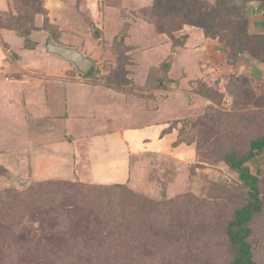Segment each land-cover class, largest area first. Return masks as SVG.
Returning <instances> with one entry per match:
<instances>
[{"label":"rangeland","instance_id":"1","mask_svg":"<svg viewBox=\"0 0 264 264\" xmlns=\"http://www.w3.org/2000/svg\"><path fill=\"white\" fill-rule=\"evenodd\" d=\"M11 2L15 14L0 21V33L8 28L15 34L45 31L57 42L79 47L96 63L85 78L114 91L109 101L102 97L108 109L96 112L105 122L83 129L122 125L132 153L135 138L139 144L126 168L127 178L116 182L108 181L116 174L109 168L104 175L108 180L92 178L94 167L87 161H98L100 153L102 158L111 155V150L95 148L97 138L78 144L89 158L86 163L72 148L46 145L34 151L38 165L22 163L12 143L4 151L0 144V264H231L237 249L227 231L250 196L223 159L233 149L246 152L250 141L264 133V2L153 0L138 7L134 0H59L64 5H54L57 22L45 0ZM255 15L261 27L254 28ZM37 33L33 40L26 35L24 48L41 53ZM16 57L8 56L10 64ZM35 59L39 67L48 61L43 54ZM48 67L55 79L62 73L77 83L82 77L72 65L61 71L52 58ZM17 75L31 77L24 71ZM57 102L63 111L61 99ZM82 105L70 112L83 114L90 124L91 103ZM19 129L22 133L14 134L21 143L25 126ZM123 155L113 158L118 168L113 178L126 177ZM250 164L262 180L264 207V157ZM99 182L128 184L148 198L136 204L125 191L92 189L103 185ZM79 183L87 188L72 187ZM169 187L179 189L183 198L168 201L166 191L173 193ZM73 189L87 203L118 196L127 206L128 219L119 218L112 206L107 216L93 222L99 206L75 204ZM250 228L254 259L264 264V209Z\"/></svg>","mask_w":264,"mask_h":264},{"label":"crops","instance_id":"2","mask_svg":"<svg viewBox=\"0 0 264 264\" xmlns=\"http://www.w3.org/2000/svg\"><path fill=\"white\" fill-rule=\"evenodd\" d=\"M116 4L124 3L123 0H110ZM138 7H145L150 5L153 0H134ZM59 0H45V6L49 9V14L53 20V22H57L55 16V6L58 5ZM257 6H260V3L256 1ZM55 5V6H54ZM64 5V3H60V6ZM126 6H128L126 4ZM14 15V10L12 7L11 0H0V21L4 20L7 16ZM253 16V26L257 28L260 25H263L261 19L254 20ZM83 19V18H81ZM78 19V20H81ZM251 19V20H252ZM38 21V17L35 16V21ZM261 20V21H260ZM77 21V20H76ZM257 24L258 26H256ZM64 29V28H63ZM0 33V144L4 150H6V146H9V143H12L11 150L19 151L22 154L21 159L23 161H31L33 165H38L35 163V159L39 158L38 152L35 153L37 148L43 147L44 145L48 147H53L56 149H60V146H65L63 149H71L74 151L76 150L77 155L79 156L82 154L83 159L81 160L83 163H86V158L89 159L85 153L78 147V144L84 142L83 138H97L99 144L95 147L98 150H111V155L108 158H102V153H100L99 160L93 162L89 159L87 161L88 167H94L91 170L93 171V179L94 181H104L108 180L106 176L107 168L111 169V172H116V174H112L111 180L112 182H116L119 178L126 179L127 178V170L126 168L128 165L131 164V155L134 153V150L138 148L139 142H137L135 138V147L133 153L131 152V148L128 142V137L125 135V127L122 128L121 126L113 128V127H104L101 128H94L93 130H84L87 129L88 125L94 127V122H105V119L97 118L98 111H102L108 109V105H102V97L104 96L107 98L104 102L109 101L113 96V90L102 87L101 84H94L91 79H86L85 75L79 73L74 65L71 63L64 61L60 57L52 54H48L44 47L45 41L48 37H51L52 40L57 43L67 47L78 48L75 46L66 45L65 42H57L54 36L49 32H32V34L28 37L26 35H20L18 33H14L12 30L3 29ZM37 33V39L41 41V53L38 50H28L25 47V38L27 37L29 40H33L34 34ZM98 32H96V35ZM7 48H6V46ZM81 53H83L81 51ZM35 54H43L45 59L52 58L56 61L59 69L61 71L76 69L77 73L81 75L80 80L76 83H72L71 79H69L65 74L61 73L60 77L55 79L54 78V69L48 67V61L45 65L42 61L41 66H37ZM85 55V53H83ZM11 55L15 57L13 63L10 64L8 61V56ZM31 55V56H30ZM30 56L31 60L27 61L28 63L24 62V57ZM86 56V55H85ZM94 62L95 67L96 63ZM71 65L73 67H71ZM14 68V69H13ZM14 70L11 72V70ZM36 69L40 70L37 71ZM27 70V71H26ZM43 70V71H42ZM93 70V69H92ZM16 71H24L30 76L21 75L15 76ZM11 72V73H10ZM40 72V73H39ZM90 72V71H89ZM88 72V73H89ZM34 75V77H33ZM86 77V78H85ZM93 83V84H92ZM95 85V86H92ZM71 89L75 92L79 93V95L71 93ZM81 92V93H80ZM85 95L86 98H81L82 95ZM110 96V98H109ZM60 98L63 104V111H60L55 105L58 103L57 99ZM109 98V99H108ZM87 99H89L87 101ZM59 101V100H58ZM91 103L92 112L90 117L92 118L91 123L87 122V119H83L85 116L81 113H74L72 114L70 111H75L80 105L86 103ZM110 107H115L114 104L111 102ZM83 107V105H82ZM65 111H68L64 113ZM108 111V110H107ZM108 117V116H107ZM111 120L114 122L116 119L115 116L110 117ZM63 119V122L61 121ZM80 121V122H79ZM109 122V120H106ZM61 123V125H60ZM122 123V122H121ZM25 126L24 131V139L21 143H18L22 138H18L19 135L18 131L22 133L23 130L19 129L16 130L17 126ZM48 126V129H41L40 127ZM75 125V126H74ZM65 126L66 128H63ZM77 126V127H76ZM76 127V128H75ZM84 127V129H83ZM46 128V127H45ZM7 129V130H6ZM13 129V130H12ZM15 129V130H14ZM133 129V128H131ZM57 136H51L52 138L45 140L41 138L42 136L57 134ZM32 133L34 136H32ZM138 132H135L137 134ZM160 131H158L157 136L159 135ZM38 135H41L40 137ZM37 137V138H36ZM39 137V138H38ZM15 141L13 142V140ZM158 141V140H157ZM133 142V141H132ZM8 143V144H7ZM18 145L15 146V144ZM140 146V145H139ZM149 147V142L148 146ZM144 147L143 149L147 148ZM62 148V147H61ZM142 148V146H141ZM20 149H23L21 152ZM103 150V151H104ZM112 151H116L115 154H112ZM1 152V151H0ZM124 153L123 156L126 167L123 171L126 177L119 175V177L113 178L114 175H117L118 168H115L116 161L113 158H117L119 153ZM3 153V152H2ZM27 154V155H26ZM26 155V156H25ZM127 155V157H126ZM75 158V157H74ZM128 158V159H127ZM103 161L102 165H99ZM21 164V163H20ZM78 166V165H77ZM110 166V167H109ZM110 176V175H109ZM131 181V180H130ZM101 183V182H99ZM133 183V182H131ZM145 184L144 182H142ZM104 184V183H101ZM135 185V184H134Z\"/></svg>","mask_w":264,"mask_h":264},{"label":"trees","instance_id":"3","mask_svg":"<svg viewBox=\"0 0 264 264\" xmlns=\"http://www.w3.org/2000/svg\"><path fill=\"white\" fill-rule=\"evenodd\" d=\"M263 1V0H261ZM264 2V1H263ZM20 34V33H19ZM20 35H27L26 32L21 33ZM92 69L90 70V72ZM90 72L85 74L86 77L90 76ZM264 157V133L259 134L253 140L250 141L248 150L244 153H241L237 149H233L230 151V153L226 154L224 156V161L226 165L233 171H236L239 174V180L242 181L248 188L249 196H250V202L245 205L244 208L238 210L235 216V221L230 223L229 229L227 231L229 241L236 246L237 249V257L234 259V261L231 264H256V260L254 259V255L251 251V246L248 243V237L251 236L252 230L250 228V224L255 222V219L258 217V215H261L263 213V201L260 197L261 194V178L258 175V173H254L251 169V162L256 160L258 157ZM143 161V160H141ZM150 179V178H149ZM72 185L73 188H78L80 191L83 189H86L87 186L80 185ZM114 186H106V185H98L93 186L92 189H103L108 190L112 189L113 192L120 191L121 192H127L131 202L134 201L137 204V199H140V201L143 200V198H148L147 195L141 194V193H134V189L129 186L128 184L120 183V184H113ZM169 189L173 192L166 191V199L168 201L177 200L180 198H183L182 192L179 191V189H174V187H169ZM133 190V191H131ZM112 192V193H113ZM124 192V193H125ZM169 196V197H168ZM140 197V198H139ZM70 198L74 200L75 204H85L90 205V207L93 206V204H97L99 206V217L92 220L93 222L98 221L97 219L102 218L101 216H107L109 212H111V207L115 206L116 213L119 214V218H127L128 219V211L127 206H124V202L121 201L118 196L110 197L107 201L101 200L99 203H87V201L83 200L80 196H78V193L76 190L70 191ZM174 198V199H169ZM113 202L116 203L113 204ZM136 204L131 203V206L135 207ZM141 208L143 210V202L141 204ZM108 208V210H107ZM112 211V216H113ZM142 212V211H141ZM140 212V214H141ZM140 216V215H139ZM115 219V216H113ZM105 221H107V217L104 218ZM118 226V225H117ZM119 229H122L123 227H119Z\"/></svg>","mask_w":264,"mask_h":264},{"label":"water","instance_id":"4","mask_svg":"<svg viewBox=\"0 0 264 264\" xmlns=\"http://www.w3.org/2000/svg\"><path fill=\"white\" fill-rule=\"evenodd\" d=\"M44 47L48 54L56 55L74 65L82 75L87 74L94 66V62L81 53L78 48L57 44L51 37L46 39Z\"/></svg>","mask_w":264,"mask_h":264}]
</instances>
